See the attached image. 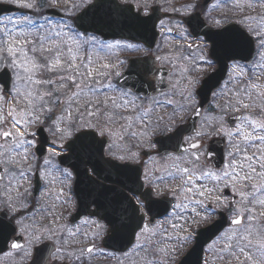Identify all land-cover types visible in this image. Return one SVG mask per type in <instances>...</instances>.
I'll return each mask as SVG.
<instances>
[{"label":"rangeland","instance_id":"obj_1","mask_svg":"<svg viewBox=\"0 0 264 264\" xmlns=\"http://www.w3.org/2000/svg\"><path fill=\"white\" fill-rule=\"evenodd\" d=\"M64 1L71 2V0ZM90 1L78 0L77 4L82 7ZM133 1L142 6L153 5L152 0ZM196 1L173 0V4L177 5H174V8L178 7L179 10L187 13L194 10L191 5ZM0 2L13 3L18 6L27 3L34 5L30 9L34 11L32 16H0V71L7 65V68L13 73L11 95L4 92L3 98H0V117L9 118L11 115L20 121L18 128L15 129L12 128L11 123L4 124L0 121V133L11 131L15 138L10 143L0 136V161L8 166L10 173L20 172L21 167H12L16 162L23 161L30 165L33 164L31 151L28 148L35 144L36 137L28 133L36 134L33 130L37 125H46L47 130L54 134L57 147L64 146L73 132L94 127L100 132L102 130L101 134L111 137L109 152L113 156H131L129 145L132 144L134 133L132 121L136 119L132 115L137 113L139 103H136L128 92L115 88L114 80L117 76L107 75L102 70L105 67H114V63L108 62L107 64L96 59L92 65L87 67L82 66L81 59L64 60V53L56 54V52L62 51L57 48L65 45L71 48L75 57L80 58L82 49L86 46L84 38L73 31L71 26L62 23L55 26L48 21L50 19L46 17L45 9L60 4L57 1L46 0L47 4L44 3L43 7L39 6L40 2H43L42 0H0ZM162 2L166 3L164 0ZM214 10L218 11L217 14L212 12ZM204 15L218 21L238 18L247 27L253 29L261 25L262 34L259 30L257 32L264 35V0H215L213 6L205 10ZM28 20H31L32 23L29 24ZM172 26V24L168 25V27ZM9 47L13 49L12 52L8 51ZM104 48H106L107 57H109L113 48L107 44L98 43L95 46L97 55H100ZM57 59L60 63L64 61L63 65L56 66ZM199 59L197 54L196 60ZM12 60L16 61L15 66L12 65ZM200 60L203 63L207 62L205 57ZM33 65H39V67H33ZM54 65L55 67H53ZM206 67V64L198 65L197 62L191 70L198 73ZM234 72L236 73L235 82L230 83L228 87L226 104L209 109L210 114L206 113L203 119L205 133L210 132L209 136H211L215 132L217 133V129L223 128L222 135L231 141L233 146L232 150L227 149V152L230 150L227 166L221 171L214 170L205 162V156H198V154H189L177 162L174 161L173 163L182 170L183 175L184 191L176 204L180 207H175L168 219L147 231L140 238L135 249L131 251V256L126 258L129 260L127 264H175L193 244L197 229L215 219L216 210H223L231 203L229 199L221 195L224 187L231 188L239 195L232 216H244V225L228 229L212 242V245L207 248L208 258L205 264H248V260L244 258L251 247H245L243 244L264 243V199L259 200V203L249 202V197L258 192L249 184L256 181V184L260 183V187L262 184L264 186V167L261 170V165H264V141L256 139L264 137V129L259 127L264 123V75L260 77L238 70ZM194 75L195 73L191 77V80L194 78L193 83L197 81L196 78L198 79V75ZM61 76L70 77V79L61 80ZM199 76L205 79V73ZM49 79L54 83H37V81ZM0 89H3L1 85ZM47 93H52V95H46ZM232 94L235 96L234 98H231ZM11 96V104L7 103V106H4V100L11 99ZM57 100L61 102V110L55 117L48 119L47 109L54 107ZM125 107L131 108V110L124 118L120 116V111ZM213 109L215 112L212 111ZM237 112H244V119L239 125L231 128L225 121V117L227 114L231 115ZM211 115H214L212 121L219 125L216 130L212 131L208 127L207 121L208 116ZM21 124L24 134L19 128ZM56 128L62 131L56 132ZM17 131L22 135H16ZM245 136L250 139L246 140ZM27 141H33V144L30 146ZM55 153L50 152L40 164L45 167L47 164L44 163V160H49L50 168H57V178L67 183L70 178L65 175L66 169L61 168L57 163L60 151L55 150ZM195 156L199 157L198 161L194 159ZM185 168L188 169L187 173L183 171ZM224 172H228L229 175L224 176ZM206 173L212 175H205ZM245 174L251 179H241ZM180 180L179 178V182ZM260 190L261 188H259ZM201 192L204 193L203 196L200 195ZM208 202L216 205L214 211L206 209L205 206ZM112 257L108 255L107 264H120L119 260L116 261Z\"/></svg>","mask_w":264,"mask_h":264},{"label":"flooded vegetation","instance_id":"obj_2","mask_svg":"<svg viewBox=\"0 0 264 264\" xmlns=\"http://www.w3.org/2000/svg\"><path fill=\"white\" fill-rule=\"evenodd\" d=\"M56 1L60 3L55 4V9L59 13L51 18L46 16L50 19L48 21L55 26L58 23L71 26L72 30L81 35L86 42L80 58L75 57L71 48L65 45L57 48L62 51L56 52V54L64 53V60L81 59L82 66L87 67L92 65L96 59L107 64L113 62L114 67H105L102 70L107 75L117 76L114 81L116 88L128 92L133 96L134 101L139 103L137 113L132 115L136 119L132 121L134 133L132 144L129 145L131 156H113L109 152V148L106 152V155L116 158L122 163L131 164L132 170H119L113 175L104 169L103 178H100L101 180L96 186L97 188H107L114 185L120 201H131L138 205L140 215L144 217L143 227L137 234V239H140L147 231L157 227L159 223L171 216L178 198L184 191L182 170L173 163L174 161L177 162L189 154L205 156L210 140L218 136L227 140L226 150H232L231 141L222 135L224 129H217V133L209 136L210 132H204L206 128L203 127V119L206 113L210 114L209 109L226 104L228 87L230 83L235 82V70L260 77L264 75V58L258 54L264 50L259 49L256 40L257 34H262L261 25L254 27L256 29L249 28L238 18L220 21L217 25L216 19L208 18L205 15V22L217 29L222 28L228 22L238 23L253 36L255 52L248 61L242 60L246 59V56L243 55L242 59H231L228 60L229 62H225L226 76L221 84H217L213 90L211 105L206 107L207 109L205 108L202 113L201 119L198 121V130L183 138L186 145L190 146L196 143L200 145L199 148L188 149L182 154L176 152L162 154L155 142L156 139L174 133L179 126L186 124L200 105L197 91L203 78H200L199 75L205 73L206 77L215 72L220 68L218 59L221 54L238 56L245 48L249 47L250 40L245 35L235 37L230 34L221 37L219 43L212 45L203 36L195 37L184 21V16L191 15L193 12L185 13L178 7L174 8L173 0H164L165 4L162 0H152L153 5L150 7L139 5L133 0H122L135 5L137 10L143 8L144 15H149L154 7H159L157 12L162 18L158 21L159 35L155 44L127 39L105 40L100 36L77 29L74 18L83 8L77 4L78 0H71L70 3L64 0ZM203 11L202 9V14ZM212 12L217 14V10ZM170 24L173 26L168 27ZM235 40L237 43H234ZM98 43L107 44L113 48L109 57H107L106 48L100 55H97L95 46ZM239 50L242 51L237 53ZM197 54L200 59L205 57L207 62L203 63L200 59L197 61ZM197 62L198 65L202 63L207 67L196 73L191 69ZM63 63L64 61L56 66L63 65ZM222 66H224L223 63ZM193 73H195L194 76L198 75L195 83H193L194 78L191 80ZM124 83L128 86H124ZM134 89L142 91L141 94L135 93ZM156 91L159 92L153 94ZM149 92L151 94L146 95ZM190 92L193 94L191 101L189 100ZM231 98H234L233 94ZM130 110L131 108L128 107L122 108L120 116L125 118ZM228 117L227 114L225 121L228 120ZM213 118L214 115H211L207 119L211 131L219 127L218 123L212 121ZM14 139V136H11V140L8 142H13ZM228 152L226 154L227 163L229 161ZM232 156L234 157V154ZM207 165L209 164L207 163ZM12 167H21L20 172L11 174L8 166L0 161V264H107L108 255L109 257L113 256L112 258L116 261L119 260L120 264L128 263V260L123 258L127 257L133 248L124 253L108 250L106 247L108 226L104 221L90 215L76 218L77 196L75 175L72 170L67 169L71 176L69 182L64 183L63 180L57 178V168L49 169L50 166L43 167L41 164L30 165L24 162L16 163ZM87 169L88 178L91 179V175H94L93 167L87 166ZM107 178H114L117 182L107 183ZM256 183L253 181L249 184L250 187L258 191V194L255 193L249 197L250 203H259V200L264 199V186L262 184L260 187V183ZM259 188H261L260 191ZM87 191L94 195L89 186ZM161 200L165 201L164 207L168 205V201L171 202L172 210L165 216L152 220L146 204ZM234 205L229 203L233 210L235 209ZM212 206L214 210L216 205ZM11 208H20L21 210L13 212ZM34 236H40L41 240L36 241ZM13 243L18 244L19 247L12 248ZM243 245L251 247L244 258L248 260V264H264V248L261 247V244ZM89 248L92 249L91 252L88 251ZM56 249H59V252ZM37 257H40L38 261Z\"/></svg>","mask_w":264,"mask_h":264},{"label":"water","instance_id":"obj_3","mask_svg":"<svg viewBox=\"0 0 264 264\" xmlns=\"http://www.w3.org/2000/svg\"><path fill=\"white\" fill-rule=\"evenodd\" d=\"M210 2L211 0H204L203 4L207 5ZM14 11L24 12L25 10L12 4L0 3V15ZM159 19L160 17L156 13L147 18H143L140 14L134 13L133 9L122 5L118 0H95L94 3H92L78 17L75 18V23L77 27L83 31L95 32L106 38H129L153 45L156 42V24ZM187 21L192 28V31L205 35L211 41L216 40V38L219 40L220 37L229 36V34L236 37L239 35L236 32L240 31L238 26L234 24L228 25L221 31H216L208 27L202 21L199 13ZM234 43H237V40H235ZM249 54L250 53H245L244 55L248 58L250 56ZM238 56L242 57L241 54ZM0 82L5 84L6 88L10 87L11 75L8 70H4L0 73ZM206 84H209V81ZM204 103L205 99H203L202 105ZM199 116L200 109L192 116L189 124L180 127V129L173 135L176 140L171 141L169 144L172 149L177 150L176 148L181 145V139L185 134L195 132ZM237 119L238 117L234 119V122ZM90 134L91 133L83 132L77 136L76 140H81L83 138H86L87 140L94 139L95 135ZM169 138L172 140L171 137H168L167 139ZM74 142H72V146L70 145L72 154L65 155V158L62 161L74 168L78 175L77 185L79 186L80 184H83L84 177L82 175L83 167L78 165H84L85 163L91 161L92 157L103 158L105 142L102 143L101 147H99L97 151L93 150V147L89 145L90 147H87V149L83 152L77 151L81 148L80 146H77L79 148H76V146L73 147ZM45 144L46 141L44 140L41 148ZM187 148L188 147H184L178 152H183ZM207 160L212 161L216 168H222L224 164L223 140H213L210 143ZM113 163L118 165L117 162ZM123 167L127 168L128 166L123 165ZM223 193L225 195H231V191L228 189L224 190ZM79 199L80 211L87 212L88 209H85V207L92 205V203L85 202L82 195H80ZM236 199L237 197L234 196L233 200L235 201ZM95 204L97 205V209L94 214H97L101 218L105 219L111 227L112 234L107 237L106 246L117 251L126 250L134 243L136 233L141 228L143 223V218L139 217L137 208H133L128 202L120 201L119 198H116L115 193L114 198L104 197V199L95 201ZM150 206H152L151 203H149L147 207ZM100 210H103V212L101 213ZM158 212L160 211H157V209L152 210L153 214ZM219 215V219H217L213 224L201 229L198 232L194 246L184 256L180 264H202L205 246L216 238L228 225V218L226 214L220 212ZM237 219H239L242 223V217H238ZM120 229L123 233H120Z\"/></svg>","mask_w":264,"mask_h":264},{"label":"snow or ice","instance_id":"obj_4","mask_svg":"<svg viewBox=\"0 0 264 264\" xmlns=\"http://www.w3.org/2000/svg\"><path fill=\"white\" fill-rule=\"evenodd\" d=\"M199 6H200V5H199L198 2H197V3H193V4L191 5V7H192L193 9H196V8L199 7ZM22 7L32 9V8L34 7V5H33L32 3H27V4L22 5ZM140 11H143V8H141ZM28 23L31 24L32 21H31V20H28ZM215 23L218 25V24L220 23V21L217 20V21H215ZM256 40L258 41L259 49H260V50H264V35L257 34V36H256ZM8 51H9V52H12L13 49H12L11 47H9ZM258 54H259L262 58H264V51H260ZM11 63H12V65L15 66L16 61H15V60H12ZM59 63H60V61H59V59H57V60H56V65H58ZM33 67H39V65H33ZM53 67H55V65H54ZM4 70H5V71L7 70V65H5ZM60 79H61V80H64V79H70V77H69V78H66V77L61 76ZM73 82H74V81H73ZM37 83H48V84H51V83H54V81H52L51 79H49V80H46V81H37ZM190 83H191V82H190ZM252 87H255V85H252ZM5 91L8 92L9 95H11V91H12V90H11L10 88H3V89H0V98H3V93H4ZM46 95L51 96L52 93H47ZM192 98H193V94L190 92V93H189V100L191 101ZM13 99H15V97H13ZM60 104H61V102H60L59 100H57V101H55V105H54V107H49V108L47 109V112L49 113L48 119H52L53 117H55L56 114L61 110V108H60ZM0 121H2L4 124L11 123V126H12V128H14V129H15V128H18V125L20 124V121L16 120V119H15L13 116H11V115H10L9 118L0 117ZM37 122H39V121L37 120ZM259 127H260L261 129H264V123L260 124ZM55 131H56V132H61L62 130L59 129V128H56ZM101 132H102V130H101ZM13 134H14V133L11 132V131H3L2 133H0V136H2L3 138L7 139V138H10L11 136H13ZM15 134H16V135H22L19 131H17ZM64 134H67V133H64ZM32 135H35V134L33 133ZM197 135H199V133H197ZM245 139H246V140H247V139H250V137L245 136ZM256 139L264 141V137H257ZM27 143L31 146V145L33 144V141H27ZM18 146H19V145H18ZM199 146H200V145H198V144H196V143H193V144H192V148H194V149H195V148H199ZM49 152H51L52 154H56V153H55V146H53L52 148H50V149H49ZM194 159L198 161V160H199V157H198V156H195ZM49 162H50V161L47 160V159L44 160V163H45V164H48ZM261 166L264 167V165H261ZM93 171H95V170L93 169ZM183 171H184L185 173H187V172H188V169L185 168V169H183ZM21 175H23V173H21ZM65 175L68 176V177H70V176H71V173L68 172L67 170H65ZM205 175H212V174H211V173H206ZM223 175H224V176H228L229 173H228V172H224ZM216 178L219 179L220 177H216ZM241 179H243V180H248V179H251V177L248 176L247 174H245V176H243ZM189 191H191V189H189ZM200 195L203 196L204 193L201 192ZM197 203H200V202L197 201ZM176 207H180V205H176ZM11 210H12L13 212H19L21 209H20V208H11ZM232 223L238 225V224L241 223V221H240L239 219H234V220L232 221ZM34 239H35L36 241H40V240H41V237H40V236H34ZM244 239H247V237H244ZM18 247H19L18 244H16V243H13V244H12V248H18ZM261 247L264 248V243L261 244ZM56 251L59 252V249H56ZM88 251L91 252L92 249L89 248ZM241 251H243V249H241ZM39 259H40V257H37V261H38ZM249 259H251V257H249Z\"/></svg>","mask_w":264,"mask_h":264}]
</instances>
